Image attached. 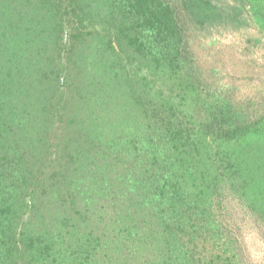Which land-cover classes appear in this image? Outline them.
<instances>
[{"label": "trees", "instance_id": "obj_1", "mask_svg": "<svg viewBox=\"0 0 264 264\" xmlns=\"http://www.w3.org/2000/svg\"><path fill=\"white\" fill-rule=\"evenodd\" d=\"M253 23L264 0H0V264H245L264 107L206 90L188 36Z\"/></svg>", "mask_w": 264, "mask_h": 264}, {"label": "rangeland", "instance_id": "obj_2", "mask_svg": "<svg viewBox=\"0 0 264 264\" xmlns=\"http://www.w3.org/2000/svg\"><path fill=\"white\" fill-rule=\"evenodd\" d=\"M244 12L250 19V7ZM188 42L206 90L231 93L238 101L250 99L264 107V34L259 24L209 39L189 34ZM228 211L231 226L243 242L245 264H264V229L236 203H229Z\"/></svg>", "mask_w": 264, "mask_h": 264}]
</instances>
